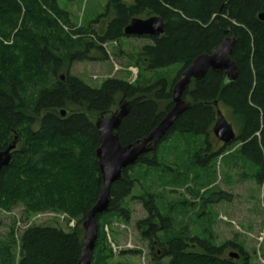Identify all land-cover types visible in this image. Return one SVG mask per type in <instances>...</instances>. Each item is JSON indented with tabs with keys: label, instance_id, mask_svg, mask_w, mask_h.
I'll return each instance as SVG.
<instances>
[{
	"label": "trees",
	"instance_id": "1",
	"mask_svg": "<svg viewBox=\"0 0 264 264\" xmlns=\"http://www.w3.org/2000/svg\"><path fill=\"white\" fill-rule=\"evenodd\" d=\"M60 1L77 0H0V150L15 139L18 142L10 165L0 171V212L11 213L22 205L28 214H66L76 223L69 232L30 227L19 239L13 230L12 240L1 248L0 264H78L83 223L103 187L96 157L97 116L116 112L128 101L129 114L116 133L121 145L148 137L173 109L172 90L182 73L227 37L237 41L232 60L239 67V80L228 84L224 73L209 71L203 80L194 81L183 96L190 109L155 153L143 155L136 165L146 167L148 175L160 166L158 152L165 142L176 135L203 136L207 147L193 154L192 167L208 170L214 159L237 143L236 152L256 169L254 180L264 188V21L259 18L264 0H108L104 13L86 27H76ZM151 17L162 18L165 31L160 37H143L153 44L141 49L137 67L153 72L182 64L172 84L165 78L145 85L110 78L96 88L71 75L74 63L107 61L106 45L132 38L125 34L132 19ZM94 23H102L103 28L97 31ZM215 103L232 111L240 132L233 143L213 153ZM61 110L67 112L65 118ZM133 167L125 169L123 178L112 186L109 212L97 216L92 264H108L113 256L105 233L110 219L130 221L125 202L136 187L130 175ZM191 172L189 167L178 177L190 179ZM215 195L217 201L232 197L222 191ZM140 200L148 217L137 227L152 248H165L168 264H240L226 253L240 248L235 243L218 246L209 238L191 237L186 230L177 232L170 214L160 212L155 195L146 193ZM240 258L242 264H250L243 249Z\"/></svg>",
	"mask_w": 264,
	"mask_h": 264
},
{
	"label": "rangeland",
	"instance_id": "2",
	"mask_svg": "<svg viewBox=\"0 0 264 264\" xmlns=\"http://www.w3.org/2000/svg\"><path fill=\"white\" fill-rule=\"evenodd\" d=\"M107 1L77 0L72 3L60 1V6L69 11L72 23L76 27H86L104 13ZM93 28L100 31L103 25L94 23ZM151 44L153 43L150 39L135 37L108 44L107 61L77 62L72 64L70 73L96 88L110 78L130 82L132 68L138 70L140 78L137 82L141 85L161 78L172 84L183 68L182 64L153 72H145L142 67H137L141 49ZM92 57L96 58L97 54L92 53ZM219 109L233 126L236 134L240 132L239 127L234 126L236 116L232 111L224 105H220ZM205 140L203 136L176 135L159 148L160 166L157 169H152L145 175L146 167L134 165L130 175L136 180V187L132 196L125 202V207L131 211L130 221L126 223L118 217H113L105 230L107 242L113 253L108 264L169 263L165 248L161 246L152 248L137 227L139 221L148 217L140 200L146 193L155 195L160 212L170 214L175 221L177 232L186 230L189 236L209 238L218 246L233 242L240 248H229L227 255L230 253L240 255V249H243L250 264H264V188L254 180L256 169L242 160L236 152L239 145L235 143L229 147L226 154L214 159L208 170H197L192 167V156L201 148L207 147ZM211 144L213 153L219 152L223 146L214 134ZM189 167L192 171L190 179L185 178L186 176L178 177ZM196 172L199 173L198 178L195 176ZM208 182H212L211 186L203 188V184ZM221 191L231 195V200L217 201L218 196L215 194ZM213 195L215 196L212 198ZM172 206L173 212L170 208ZM75 223L76 221H71L66 214L53 212L28 214L22 205L11 213L0 212V251L12 240L13 230L19 239L30 227L50 226L69 232ZM13 251L18 253L15 247ZM130 251L137 253H128ZM18 260L17 254L16 261ZM236 261L242 264L241 258Z\"/></svg>",
	"mask_w": 264,
	"mask_h": 264
},
{
	"label": "water",
	"instance_id": "3",
	"mask_svg": "<svg viewBox=\"0 0 264 264\" xmlns=\"http://www.w3.org/2000/svg\"><path fill=\"white\" fill-rule=\"evenodd\" d=\"M259 18L264 21V14H261ZM164 28V21L160 17H151L149 19L135 18L129 22L125 34L139 38L160 37L164 34ZM236 43L237 41L234 37H227L211 54L197 57L182 73L173 87V109L148 137L137 141L135 144L122 146L116 134L123 119L129 114L131 106L128 101H124L116 112H105L97 116L96 127L99 134V148L96 151V157L99 161L103 187L97 203L89 211L83 223L85 235L78 264H92L93 262L99 229L97 216L109 212L112 186L123 178V171L137 164L143 155L155 153L157 147L175 122L190 109L191 104L183 99L186 90L194 81L203 80L209 71L224 73V78L228 84H234L239 80V67L232 60ZM64 79V76H62V80ZM215 107L217 109V119L212 130L213 134L224 145L231 144L236 140V132L219 109L218 103H215ZM60 115L65 118L67 112L61 110ZM17 143V139H15L6 150H0V171L10 165L12 152L16 150ZM230 257L237 260L240 255L230 253Z\"/></svg>",
	"mask_w": 264,
	"mask_h": 264
},
{
	"label": "built area",
	"instance_id": "4",
	"mask_svg": "<svg viewBox=\"0 0 264 264\" xmlns=\"http://www.w3.org/2000/svg\"><path fill=\"white\" fill-rule=\"evenodd\" d=\"M138 78V70L135 68L131 69L130 83H134ZM97 79V78H95Z\"/></svg>",
	"mask_w": 264,
	"mask_h": 264
}]
</instances>
